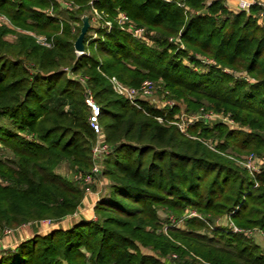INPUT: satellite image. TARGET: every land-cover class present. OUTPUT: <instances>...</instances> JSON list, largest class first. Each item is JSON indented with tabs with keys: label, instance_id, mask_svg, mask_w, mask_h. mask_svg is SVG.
<instances>
[{
	"label": "trees",
	"instance_id": "1",
	"mask_svg": "<svg viewBox=\"0 0 264 264\" xmlns=\"http://www.w3.org/2000/svg\"><path fill=\"white\" fill-rule=\"evenodd\" d=\"M65 1L70 5L0 0V12L11 23L35 30L51 45L24 33L8 41L11 31L0 27V148L6 154L0 157V235L76 211L86 184L75 175L89 172L96 139L87 91L111 146L103 160L109 187L95 203V219L0 248V264H264V252L242 231L209 229L188 217L165 234L157 212L165 207L178 218L193 208L210 222L211 213L232 212L229 219L237 227L264 232V164L250 176L166 123L176 110L201 105L228 112L248 129L198 121L189 132L217 139L222 152L248 151L264 159V24L256 9L228 11L221 0H180L182 6L163 0ZM92 7L110 18L126 12L145 28L144 38L113 22L108 31L98 28L95 40L85 35L88 54L78 55L76 24ZM194 53L213 63L200 62ZM225 67L255 80L232 79ZM110 76L129 86L161 81L175 104L168 116L167 107L158 109L146 99L137 107L113 91ZM161 116L165 123L157 121ZM61 165L71 177L58 173Z\"/></svg>",
	"mask_w": 264,
	"mask_h": 264
},
{
	"label": "rangeland",
	"instance_id": "2",
	"mask_svg": "<svg viewBox=\"0 0 264 264\" xmlns=\"http://www.w3.org/2000/svg\"><path fill=\"white\" fill-rule=\"evenodd\" d=\"M58 1L63 6H69L70 5V2H66L65 0H58ZM49 10H51V9H49ZM87 14H88V16H90L89 22H90L91 29L88 30V32L86 33V35L92 41V40H95L99 36V34L97 33V30H98V28H102V27H97V25L95 24L96 17L94 16L95 14L93 13L92 9H90V11ZM84 15H86V14H83L82 16H84ZM111 18H113V17H111ZM81 25H82V23L81 24H79V23L76 24L77 27H81ZM0 27H2V28L3 27H7L11 31V32H8L5 35V39L8 40V41L13 42V41L16 40L17 34L24 33V34H28V35L32 36L35 39V41L39 42L40 44H42V45H44L46 47H50L51 46V45H45V44L41 43L38 40V37H44V36H40L39 33L36 32L33 29H22V28H19L18 26H15L13 23H11V21L9 20V18L4 13H2V12H0ZM149 43H151V42H149ZM194 54L196 55V58H198V60H200V62H202L204 64H206V63H210V64L213 63V60L212 59H209V57H206L204 55H200L198 53H194ZM192 66L195 69H198L199 68V65H196L195 63L192 64ZM65 69H67V67H65ZM223 72L225 74H228L229 76H231L232 79L244 80L247 83H252L255 80L254 77L248 75L244 71L233 70V69H230V68H226L225 67V68H223ZM146 80H150V79H146ZM150 81H152L154 83V85H155L154 86V91H153L152 95H150L149 97H147L145 99L150 104H152L154 107L157 106L156 108H158V109L161 108V107L163 108L164 107V101L167 98H169L168 97L169 90L166 89L163 86V84H162L161 81H156V80H150ZM166 91L168 92V94L167 93L166 94L164 93ZM87 93L89 94L90 92L87 91ZM174 104H175V101H174ZM181 106L183 107L182 104H181ZM168 112L170 113V111H168ZM168 112H165L164 114L166 116H168V114H169ZM200 112H213L215 114L214 119L209 120V121H201V119H198V120H196V121H194V122H192L191 124L188 125V127L186 128L185 133H183L179 129V127L177 126V124L173 121V120H178V121L185 120V118H188V117L190 118L192 116L197 115ZM161 117L164 118V116H161ZM159 118L160 117H157L156 118L159 123H165L164 122L165 121L164 120L165 118L162 121H160ZM172 119H173L172 121H167L166 123L167 124H170V125L176 126L178 128V130L181 133H183L184 135H186L187 137L193 138V139H196V140L202 142V144H204L209 150L214 151V152H216L218 154H221V155L226 156L227 158H229L230 160H232L235 163V166L236 167H239V170L240 171H243V169H244V170H246V172H248L250 174V176H252V175H254L256 173L250 172V170L247 168L246 164L248 162V157L253 154L259 160H261V159L264 160L261 155H258L256 153H252V152H249L248 153V151L246 153H242V154L233 152L231 150H226V152H222V151L218 150L216 148V146H215L216 143H218L216 141L217 139H213V137H211V136H209V137H201V136H197L195 134H191L189 132L190 126H192L194 123H196L198 121H201V123H205V124H207L209 126L214 125V124H223V125L227 126L228 128H231V129H242V130H247L248 129L247 126H242L238 122L234 121V119H232V117L230 116V114L228 112H226V113L223 112V111L215 112V111H213L211 109L205 108L204 105H201V106H198V108L196 110H194V111L193 110H190V111L186 112V111H183V109H181L179 111L176 110L172 114ZM100 138L104 139L103 133H102V136H100ZM110 151H111V146H110ZM110 151H109V153H110ZM5 155L6 154L4 153V151L1 150V148H0V157L1 156H5ZM91 159H92V157H91ZM103 160H102V162H100L101 163V165H100L101 166V172L99 174H97V175L94 176V179H95L94 182L91 183V184H87L88 186L84 185L86 188L84 189L83 197H84V195L90 193L91 191L99 192L98 193L99 194V197L107 192L108 187H109V180L103 174V168H104V162H103ZM259 171H260V169H259ZM58 173L61 174V175H65L67 177L68 176L71 177V175H72V172H70V170L65 165H61L58 168ZM104 182H105V184L102 185V183H104ZM98 183H101L100 184L101 185V187H100L101 189H99V190L97 189ZM87 187H88V191H87ZM84 209L85 208L82 207V206H80V204H79L78 207H77V209H76V211L73 212L70 215H73L76 212H81V211L84 212ZM93 212H94V207H93ZM157 212L159 213V216L163 220L162 221V224H163L162 229L164 230L165 234H167V228L168 227H172V226H176V227H179L180 226L181 227L184 218L197 217V218L201 219L202 221H204L206 223V225L208 226L209 229H212L216 225V226H222V227H224V226L225 227H229L234 232H236V231H242V232H244L247 236H249L251 238L252 242L258 244L259 247H260V250L264 252V232L261 229L257 228V227L246 228V229L237 227L229 219L230 213H232V212L211 213V217L213 218V222L207 221L206 220V217L207 216L205 217V215L202 212H197L193 208H187V209H185L184 212L181 214V217H178V218L176 216H174L170 211H168L165 207H158L157 208ZM70 215H67V216H70ZM62 218H59V219L42 218V219H38V220H34V221H29L26 224H21L18 227L13 228L12 231L10 233H8V234L10 235V234H14L15 232L17 233V232H19L20 230H22L24 228H29V226L31 228H35L38 225L40 226V228L47 227V226L52 225L53 223L58 222V220H60ZM94 219H95V217H94ZM200 230L203 231V232L209 233V230H206V228L201 227ZM4 231H3V233H4ZM3 233L0 235V243H1V238L3 237ZM142 250L144 252H147V249H144L143 248Z\"/></svg>",
	"mask_w": 264,
	"mask_h": 264
},
{
	"label": "built area",
	"instance_id": "3",
	"mask_svg": "<svg viewBox=\"0 0 264 264\" xmlns=\"http://www.w3.org/2000/svg\"><path fill=\"white\" fill-rule=\"evenodd\" d=\"M167 2H175L178 5L182 6L183 3L180 0H163ZM67 2V1H66ZM223 5L232 11H245L246 13H250L251 8H255V16L257 20L264 24V0H221ZM68 5V4H67ZM92 11L96 17L95 24L97 27H102V29H106L107 31L111 29L113 22L123 31L130 33L132 36L143 39L145 36V28L141 26H135V24L131 21L128 14L124 11H118L115 17L109 18V16L102 12L98 11L96 8L92 7ZM108 16V17H107ZM90 23V22H89ZM90 27V26H89ZM38 40L45 44L50 45L49 42L45 39V37H38ZM76 52V51H75ZM78 55H87V51L76 52ZM110 84L112 86L113 91L120 96L125 97L131 104L140 107L139 100L145 99L152 95L154 91V83L150 80H144L139 86H129L121 81H119L115 76H110L109 78ZM165 94L168 92H164ZM85 103L88 105L90 109L89 114V125L93 129L96 139L95 143L91 149L92 155V166L86 174H77L75 175V179L81 181L84 184H91L94 182V176L101 172V163L105 156L110 151V146L108 143L104 141V139L100 138L102 136L101 128L98 124L97 116H98V105L93 101L90 93L87 94L85 98ZM164 106L167 107L169 111L174 106V100L172 98H167L164 101ZM166 111V112H168ZM215 114L213 112H200L195 116L185 118V120H173L179 129L185 133L186 128L192 122L201 119V121H209L214 119ZM164 118L160 117L159 120L162 121ZM165 120V119H164ZM172 121V120H168ZM264 164V160H259L253 154L248 157V162L246 164L247 168L252 173H257ZM88 186V185H87ZM88 191V187H87ZM99 199V195L97 200ZM12 231V229H6L4 231L5 234H8ZM175 257V255H173Z\"/></svg>",
	"mask_w": 264,
	"mask_h": 264
},
{
	"label": "crops",
	"instance_id": "4",
	"mask_svg": "<svg viewBox=\"0 0 264 264\" xmlns=\"http://www.w3.org/2000/svg\"><path fill=\"white\" fill-rule=\"evenodd\" d=\"M157 107V106H155ZM159 107V106H158ZM106 182V181H105ZM102 183L103 184H105ZM101 183H98L97 189H101ZM100 185V186H99ZM99 192L91 191L90 193L84 195L81 200L80 206L84 207V212H76L73 215L63 217L62 219L58 220V222L53 223L50 226L40 228V226H36L35 228H24L19 232H15L14 234H4L1 238L0 248H13L19 242L28 239L29 237L33 236L34 234H46L53 229H65L73 225L74 223L82 220L94 219V212L93 207L95 202L97 201V197ZM81 209V208H80ZM82 210V209H81Z\"/></svg>",
	"mask_w": 264,
	"mask_h": 264
},
{
	"label": "water",
	"instance_id": "5",
	"mask_svg": "<svg viewBox=\"0 0 264 264\" xmlns=\"http://www.w3.org/2000/svg\"><path fill=\"white\" fill-rule=\"evenodd\" d=\"M81 22H82V25L80 27L79 34L73 43V47H74L76 52H83L84 51V49H85L84 48V37H85V35L89 29V26H90L88 16H86V15L81 17Z\"/></svg>",
	"mask_w": 264,
	"mask_h": 264
}]
</instances>
